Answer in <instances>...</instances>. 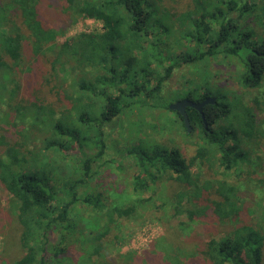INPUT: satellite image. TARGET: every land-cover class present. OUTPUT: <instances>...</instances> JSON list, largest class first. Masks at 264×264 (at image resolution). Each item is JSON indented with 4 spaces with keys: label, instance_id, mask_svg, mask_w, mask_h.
Segmentation results:
<instances>
[{
    "label": "trees",
    "instance_id": "trees-1",
    "mask_svg": "<svg viewBox=\"0 0 264 264\" xmlns=\"http://www.w3.org/2000/svg\"><path fill=\"white\" fill-rule=\"evenodd\" d=\"M64 1L67 5L60 3L58 11L49 12L39 0H0V102L7 107L5 119L11 127L13 112L22 126L28 125L17 128L13 139L0 131V184L9 195L8 210L20 225L12 240L24 250L16 264L74 263L65 239L76 234L70 220L78 207L100 204L101 195L96 190L90 194L88 187L91 174L98 175L94 165L107 155L106 125L138 103L144 104L142 109L160 108L176 116L178 122L166 119L163 126L173 129L179 124L185 138L196 144L190 161L178 148L158 143L147 148L145 141L131 142L125 152L137 168L130 184L134 194L156 195L160 185L174 182L176 215L186 212L190 222L203 217L217 223V232L206 235L209 240L202 241L197 253L189 249L187 255L181 254L184 259L264 264L259 219L264 215V197L246 208L244 186L226 180L243 178L264 185V0H190L184 11L174 9L171 0ZM41 8L49 13L51 28L46 27ZM67 15L73 22L82 16L101 21L105 30L55 46L52 42L61 34ZM175 32L182 35L179 53L171 50ZM27 45L33 58H48L52 90L61 59L68 56L79 62L69 70L64 66L67 61L61 63L63 76L81 74L70 92L61 86L55 92L57 101L36 93L22 96L17 68ZM209 61L219 63V71L205 64ZM183 65L189 66L190 76L184 75L177 90L180 98L194 102L216 98L203 108L207 127L197 110L187 108L190 132L161 97L164 84ZM252 92L256 95L250 99ZM35 134L44 140L36 143ZM62 165L68 170L63 172ZM193 165L201 169L198 174L192 173ZM134 212L131 205L92 218L98 228H83L86 242L77 240L79 245H74L86 246L83 261L91 262L93 253L100 252L116 216ZM224 227L223 236L217 237ZM53 232L62 236L56 243L50 240ZM183 238L174 236L177 253L189 246ZM158 244L155 241L152 247Z\"/></svg>",
    "mask_w": 264,
    "mask_h": 264
},
{
    "label": "rangeland",
    "instance_id": "rangeland-1",
    "mask_svg": "<svg viewBox=\"0 0 264 264\" xmlns=\"http://www.w3.org/2000/svg\"><path fill=\"white\" fill-rule=\"evenodd\" d=\"M39 3L46 6L49 12L58 11L60 3L67 5L64 0H39ZM190 3V0H171V6L180 11L187 9ZM41 11L45 15L43 18L45 23H48L46 27H50L49 13L42 8ZM57 24L51 23L52 26L60 27L61 24ZM61 30V34L52 42L55 46L70 43L72 39L80 34H100L105 29H103V22L101 21L82 16L73 22L70 16L67 15L66 22L62 25ZM181 38L182 35L176 32L171 36V40L174 41L171 44V50H180L179 41H181ZM27 47V51H25L23 57L24 60H22L21 65L17 68L18 80L22 85V96L25 97L27 93H36V96H41V98L57 101L58 97L55 92L61 90V86L70 92L73 88V81H78L81 78L79 71H75L74 74L72 73V76H63L60 67L63 66L65 61H67L66 65H64L65 70H69L71 69L70 66H75V64L79 63L66 59L68 56H64L61 59V63L63 62V64L59 63L56 65L55 73L58 78L54 84L57 86L52 90L51 86L53 83L51 76L53 73L50 70V63H47L48 58L41 56L37 57L38 59L33 58L29 54L31 52L30 45H27ZM201 64H204V62ZM205 64H209L208 66L213 70L219 71V63L209 61ZM188 67L183 65L164 84L161 97L168 106L182 99L177 90L181 89L184 75L190 76ZM191 76L193 75L191 74ZM225 86L228 87L227 84ZM229 86L234 90L238 88L236 84H229ZM255 95L256 92H252L249 96L250 99L254 98ZM142 105L144 104L131 105L127 111H124L112 123L106 125L107 155H105L102 163L94 165L93 170L98 175L95 177L93 173L91 174L90 180L92 181L88 187L90 194H94L92 191L96 190L101 195L100 204L98 207L92 205L78 207L80 209L76 213L74 212L70 220L73 229L76 230V234L71 237L67 234L65 242L68 246V256L73 259L71 262H74L72 264H103V261L109 264H210L208 261L202 259L187 261V259H184L186 256L183 257L181 254L187 255L189 249L193 254L197 253L203 245L202 241L207 242L209 240V237L206 235L209 232H217L218 225L213 222L214 218L203 219L202 217L200 220L190 222L188 213L176 215L172 208V197L175 196L178 187L174 182L160 185L156 195H153L149 191L140 195L134 194L132 191L130 184L132 177L137 173V168L132 160L125 155L127 147L132 145L131 142L139 144L145 141L144 145L146 146L144 147L147 148L155 143L171 148H178L183 152L184 157L188 161L191 160L196 150V144L191 138H185L179 124L178 126L174 125L175 128L173 129L163 126L166 119H174L178 122L179 119L176 116L165 114L160 108H153L152 110L142 109ZM6 111L7 107L0 102V117H3L0 121L2 128L0 131L6 133L9 139H13L17 128H26L28 125L22 126L13 112V117H9V120L13 121V127H11L5 119ZM262 114L263 116H261L264 118V112ZM151 125H154V127L156 125L161 126L154 128ZM34 138L38 139L35 141L36 143H39V140H44V137H40V134H35ZM62 167L63 172L68 170L66 169L68 166L62 165ZM191 171L193 174H198L201 169L197 165H193ZM203 171L205 175L210 176L211 172H207L206 169ZM211 177L215 178L214 175H211ZM217 178L225 179L222 176ZM226 180L230 183H237V186H244V189H242L244 193H241V195L246 199V208L254 206V200H258L260 195L264 197V194L261 192L264 189L263 184L255 183L252 180L245 181L246 179L243 178L235 181L232 177H229ZM8 203L9 195L3 192L0 184V264H16V261L24 254V250L19 246V242L18 247H15L14 239L12 240V237H15L19 232L20 225L16 215L8 210ZM131 205L135 207L134 214L129 217L116 216L114 223L110 224V229L102 239V249L100 252L96 251L93 253L91 262L85 263L82 255L86 250V246L84 248L74 247L77 240H85L84 242H86L88 238L87 230L83 228L93 225L92 218L98 214L106 213V211L113 210L114 208L126 209ZM259 219L264 229V215ZM253 221L256 223L257 218L255 217ZM92 228L96 230L98 227H94L93 225ZM225 228H223L217 237L223 236ZM12 231L13 234H11ZM178 234L182 235L186 244L189 245L184 250L180 249L181 253H177V250L174 249L176 246L174 247L173 245L174 236ZM61 237L60 232L50 234L52 243L58 242ZM155 241L159 244L153 248L152 246ZM12 248L14 251H11ZM51 249H53L52 245Z\"/></svg>",
    "mask_w": 264,
    "mask_h": 264
},
{
    "label": "water",
    "instance_id": "water-1",
    "mask_svg": "<svg viewBox=\"0 0 264 264\" xmlns=\"http://www.w3.org/2000/svg\"><path fill=\"white\" fill-rule=\"evenodd\" d=\"M215 102H216V98L215 97H209V96L206 97L202 102H194L191 99L183 98V99L177 101L176 103L171 104L169 106V108L171 111H175V112L180 114V116L184 120V124H185L188 132H190L192 130V127L190 125L189 117L187 114V108H193V109L197 110L201 114L203 122L207 127V121H206L205 116L203 114V108L209 104H214Z\"/></svg>",
    "mask_w": 264,
    "mask_h": 264
}]
</instances>
